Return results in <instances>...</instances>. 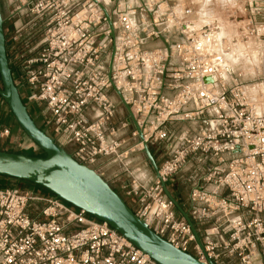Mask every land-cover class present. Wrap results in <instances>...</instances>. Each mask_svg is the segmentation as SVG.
Returning a JSON list of instances; mask_svg holds the SVG:
<instances>
[{
	"label": "built area",
	"instance_id": "built-area-1",
	"mask_svg": "<svg viewBox=\"0 0 264 264\" xmlns=\"http://www.w3.org/2000/svg\"><path fill=\"white\" fill-rule=\"evenodd\" d=\"M185 1L16 0L13 14L40 34L16 86L77 162L101 177L100 159L119 166L127 206L174 248L202 263L264 264V76L256 98L240 73L220 70L206 48L215 28H198ZM231 1L241 37L264 54V0ZM117 93L163 157L158 177L131 157L142 146L127 147L137 132L126 111L115 120ZM181 174L202 248L161 187ZM0 264L157 263L83 210L5 187Z\"/></svg>",
	"mask_w": 264,
	"mask_h": 264
},
{
	"label": "water",
	"instance_id": "water-1",
	"mask_svg": "<svg viewBox=\"0 0 264 264\" xmlns=\"http://www.w3.org/2000/svg\"><path fill=\"white\" fill-rule=\"evenodd\" d=\"M3 24L0 0V99L17 127L41 153L32 155L0 150V177L41 188L54 198L83 210L94 220L108 224L157 264H213L210 261L207 263L198 261L155 234L132 212L110 183L92 168L77 162L70 152L56 144L54 139L37 125L12 77L6 54ZM118 97L137 132V141L142 146L141 153L155 177H158V165L150 148L129 108L119 94ZM161 187L177 213L189 226L196 244L202 248L187 211L178 203L166 183L161 182Z\"/></svg>",
	"mask_w": 264,
	"mask_h": 264
},
{
	"label": "rangeland",
	"instance_id": "rangeland-1",
	"mask_svg": "<svg viewBox=\"0 0 264 264\" xmlns=\"http://www.w3.org/2000/svg\"><path fill=\"white\" fill-rule=\"evenodd\" d=\"M16 4V0H1L4 18L3 29L5 40L8 43L7 50L10 53V64L14 71L15 84L20 88V80L19 77H17L18 73H22L21 66L23 61L34 54V52L31 50V45L32 43L37 42V40L40 38V34L31 30L27 18L13 14L14 6ZM185 5L192 9L195 16L194 19L198 27L208 21L215 28L214 33L208 37L209 42L206 45V48H208V52L214 55L216 61H218L219 64L217 66L223 68L226 67L228 73L230 70L231 73H240L242 75V80L247 87L257 85L259 86L258 89L261 90L263 82L262 78L264 76V54L258 42H247L241 37L240 32H242V30L240 26H238L239 20H237V18L235 20V18L230 17L227 14V10L225 8L226 6L232 7L234 5L233 2L231 0H186ZM240 39L242 42L239 41ZM224 51H229L231 55L240 60L246 57V55L248 57L253 55L257 58L256 65L252 63V67H250V69L249 67L244 69V67L241 65L236 64L231 67L229 62L222 64L221 61H223ZM243 69L244 71L246 70V73L243 71ZM21 92L22 90H20L19 93L22 100L24 101V97L22 96ZM25 104L28 108V111H30L31 116L35 119L37 125L41 129H44L47 134L52 137L51 132L46 127L43 117L37 111H34L32 107L30 108L28 103ZM117 110L118 117H116L115 120L122 121V119L125 117V110L121 105L118 106ZM0 127L9 130V135L0 139L1 150L32 155L41 153L39 149L33 145L17 127L11 114L5 108V105L2 101H0ZM130 129L131 127H129L128 130ZM125 138L128 140L127 144H130L129 147H133L135 144H137V139H129L130 137L128 136V133ZM135 153L138 154L139 158L144 161V157L141 155V152ZM154 155L156 157L157 165L161 164L163 160V157L160 156L161 153L157 151L154 153ZM145 164L147 169L151 170L149 164ZM186 177V174H181V176H175L173 183L169 182V180L166 182L168 189L173 194L175 199L177 201L180 200L185 205L188 204L189 193V185ZM171 183L174 184L176 188H178L176 193L172 192L173 187L171 186ZM180 201L178 202L179 204ZM183 208L186 210V207Z\"/></svg>",
	"mask_w": 264,
	"mask_h": 264
},
{
	"label": "crops",
	"instance_id": "crops-1",
	"mask_svg": "<svg viewBox=\"0 0 264 264\" xmlns=\"http://www.w3.org/2000/svg\"><path fill=\"white\" fill-rule=\"evenodd\" d=\"M130 144L127 145V147H129ZM1 150V149H0ZM4 151H7V150H4ZM142 155V153H141ZM131 157H133L135 163L140 167V169L146 173L151 179H153L155 177L152 169L149 170L147 169V166L145 163H147V161L144 159L141 160L139 158V155L136 154V153H132L131 154ZM144 157V156H143ZM97 165L101 168V170L103 171V178L104 179H107L108 180V177H112V175H114L115 173H118L117 177H112L111 180L109 179V183L110 185L114 188V190L120 195L122 196V187L123 185L126 184L127 182V177L125 174L121 173L120 171V168L118 165L116 164H109L107 163V160L106 159H100L97 163ZM175 177H172L169 179V182H172L173 183V180H174ZM171 183V186L173 187L172 189V192L176 193V191H178V188L175 187L174 184ZM177 199H178V195H177ZM180 201V200H179ZM178 201V202H179ZM180 205L183 207H186V210L188 209V204H184L183 202L180 201ZM185 205V206H184ZM184 209V208H183ZM185 210V209H184Z\"/></svg>",
	"mask_w": 264,
	"mask_h": 264
},
{
	"label": "bare ground",
	"instance_id": "bare-ground-1",
	"mask_svg": "<svg viewBox=\"0 0 264 264\" xmlns=\"http://www.w3.org/2000/svg\"><path fill=\"white\" fill-rule=\"evenodd\" d=\"M205 23H203L200 27H198V28H201L203 25H204ZM243 56V55H242ZM245 56V55H244ZM257 58L255 57V56H253V55H251L250 57H248L247 55H246V57H244V58H242V60H240V59H237V58H235L233 55H231V53L229 52V51H224L223 52V61H221V63L222 64H224V63H227V62H229L230 64H231V67H233V65L234 64H236V65H241L242 67H244V69L245 68H248L249 67V69H250V67H252V63L254 64V65H256V60ZM220 68V70H224L227 74H228V72H227V69H226V67L225 68H223V67H219ZM255 68V67H254ZM244 69H243V71H244ZM251 70H253V69H251ZM250 70V71H251ZM255 70V69H254ZM241 71H242V69H241ZM246 71V70H245ZM244 71V72H245ZM243 72V73H244ZM249 72V71H248ZM255 72V71H254ZM246 73V72H245ZM244 73V74H245ZM258 87L259 86H257V85H255V86H250V87H248V92L249 93H252V95L253 96H255L256 98H260V92H259V89H258Z\"/></svg>",
	"mask_w": 264,
	"mask_h": 264
},
{
	"label": "trees",
	"instance_id": "trees-1",
	"mask_svg": "<svg viewBox=\"0 0 264 264\" xmlns=\"http://www.w3.org/2000/svg\"><path fill=\"white\" fill-rule=\"evenodd\" d=\"M1 101V99H0ZM6 108V107H5ZM30 113V111H29ZM31 115V114H30ZM155 161H156V157L154 155V152L152 149H150ZM5 187H18L22 190H34V191H37V192H43V193H46L48 195H50L49 193L45 192L44 190H42L41 188H38V187H33L27 183H23V182H20V181H16V180H13V179H6L4 177H0V188H5Z\"/></svg>",
	"mask_w": 264,
	"mask_h": 264
},
{
	"label": "flooded vegetation",
	"instance_id": "flooded-vegetation-1",
	"mask_svg": "<svg viewBox=\"0 0 264 264\" xmlns=\"http://www.w3.org/2000/svg\"><path fill=\"white\" fill-rule=\"evenodd\" d=\"M3 27H4V24H3ZM4 35H5V34H4ZM7 47H8V43H7V41L5 40V48H6V54H7V58H8L9 67H10L11 72H12V77H13V79H15V78H14V76H15V75H14V71H13V68H12V66H11V64H10V53L8 52ZM37 155H40V153L37 154Z\"/></svg>",
	"mask_w": 264,
	"mask_h": 264
}]
</instances>
